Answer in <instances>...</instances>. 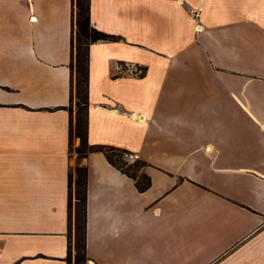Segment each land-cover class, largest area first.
I'll list each match as a JSON object with an SVG mask.
<instances>
[{"label":"crops","instance_id":"obj_1","mask_svg":"<svg viewBox=\"0 0 264 264\" xmlns=\"http://www.w3.org/2000/svg\"><path fill=\"white\" fill-rule=\"evenodd\" d=\"M89 17L117 40L89 47L87 141L137 154L150 187L80 162L86 264H264V0ZM73 20L72 0H0V264H67Z\"/></svg>","mask_w":264,"mask_h":264},{"label":"trees","instance_id":"obj_2","mask_svg":"<svg viewBox=\"0 0 264 264\" xmlns=\"http://www.w3.org/2000/svg\"><path fill=\"white\" fill-rule=\"evenodd\" d=\"M90 0H72L74 8L72 56L70 62L72 94L68 112L71 116L69 126V150L72 153L73 139L79 140L75 149L76 165L68 173V219L70 238L67 264H86V178L87 167L80 165L90 153H102L107 162L134 182L139 193L150 187V180L143 172V162L131 165L122 160L124 151L105 147L91 146L87 141L88 111V68L89 47L99 41H116L117 38L96 31L90 24ZM75 41V46H74ZM74 100L76 112H74Z\"/></svg>","mask_w":264,"mask_h":264},{"label":"built area","instance_id":"obj_3","mask_svg":"<svg viewBox=\"0 0 264 264\" xmlns=\"http://www.w3.org/2000/svg\"><path fill=\"white\" fill-rule=\"evenodd\" d=\"M30 20L32 21V18ZM195 30L196 32H198L197 28H195ZM143 74L144 71L140 68H135L132 70V75L135 77H141ZM121 156H122V160L129 165L139 161V156L137 154H133L130 152H123Z\"/></svg>","mask_w":264,"mask_h":264},{"label":"rangeland","instance_id":"obj_4","mask_svg":"<svg viewBox=\"0 0 264 264\" xmlns=\"http://www.w3.org/2000/svg\"><path fill=\"white\" fill-rule=\"evenodd\" d=\"M74 46H75V41H74ZM76 102H75V100H74V112H76ZM79 146V140L78 139H76L75 140V144H73V146H72V153H73V160H72V163L74 164L73 166H72V170L74 169V167H75V158H76V154H75V149L77 148Z\"/></svg>","mask_w":264,"mask_h":264}]
</instances>
